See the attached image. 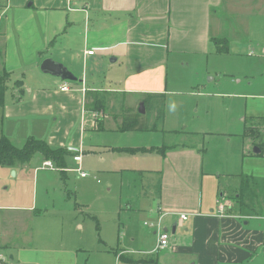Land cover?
Segmentation results:
<instances>
[{"label":"crops","instance_id":"0c3cea01","mask_svg":"<svg viewBox=\"0 0 264 264\" xmlns=\"http://www.w3.org/2000/svg\"><path fill=\"white\" fill-rule=\"evenodd\" d=\"M227 13L234 16H230L233 22H229ZM6 14L5 30L0 36V56L2 53L3 57L0 76L3 73L10 77L21 75L24 80L23 74L32 70L28 66L36 68L43 58H53L76 78L75 82L58 78L57 81L44 80L37 87L25 80L23 85L17 87L10 80L4 96L3 111L7 118L37 115L49 110L50 106L55 108L59 105L64 112L71 111V115L60 117L61 123L66 125L64 130H49V138L39 141L53 149L62 148L66 157L74 162V169L66 167L65 162L62 174L54 167L64 182L68 180V174L82 169L87 159H94L96 163L91 169L94 180L98 176L105 178L103 182L108 191H118L115 200L118 199L125 207L117 205L116 218L117 222L123 219L125 223H120L117 238L108 241L109 246L101 241L103 245L98 252L109 253L106 249H112L110 245L115 244L116 264H155V230L144 227L145 222L143 228L132 225L141 212L150 221H154L157 215L163 216L161 229L167 230L172 236L169 248L163 252L171 255L181 251L191 253L189 260L177 259L174 264H222L227 253L233 249L244 254L236 260L240 263L251 261L255 253L264 255L262 216L246 215L250 212L246 203L242 207L227 199L226 212L221 215L216 204L221 198L214 200L211 194L207 202L203 200L204 190L212 193L214 184L217 192L230 184L224 183L223 186L220 182L222 177L232 182L246 179V183L253 181L264 184V95L223 93L224 97L238 95L245 100L243 109H239L238 113V116L242 115V122L263 123L258 131L259 137H262L259 144L262 150L258 148L260 154L251 152L248 143H244L243 150L232 157H227L223 151L218 153L219 158L214 157L205 147V140L214 133L210 126L213 123L209 125L207 120L197 118L200 114L197 109L199 102L195 103L193 97L221 98L219 91L233 86L231 80L220 77L219 70L214 72L217 73L216 77L208 78L206 84L200 80L199 71H195L193 77L185 78V83L189 84V91L185 93L187 104L176 103L180 111L179 119L186 117L183 123L195 119V124L199 125L195 132L180 133L183 139L188 137L196 140L195 144L168 145L165 137L167 132H164L159 145L152 144V141L142 143L140 136L144 131L120 130L126 111L132 114L134 112L130 109L138 102L142 104L146 97L163 95L167 84L166 62L170 54L185 57L186 63L182 66L187 67L193 65L195 58H206L207 61L210 56L216 59L230 53L238 55L239 44L236 42L234 49L225 54L217 53L212 42L215 38L228 40L223 36L230 35L228 46L235 40L245 41L247 47L244 45V49L261 50L264 55V0H7L0 19ZM172 25L180 28V32L167 29ZM236 25L245 29L246 40H241V35L236 36ZM57 42L59 46H56ZM89 51H94V54L88 56ZM145 58H152L154 62L147 64L143 61ZM19 59H24V62L21 64ZM103 69H107L106 74ZM205 72L207 77L212 73L208 69ZM223 76L228 77L226 74ZM64 82L72 86L70 91L59 90ZM253 84L249 82V86ZM259 85L256 83V86ZM206 89L218 92L205 93ZM93 94L99 95L97 101L101 99L106 109V98L120 96V114L109 115L105 110L106 118L96 121L98 127L91 126L88 115L93 112L87 111L85 104L94 102ZM166 102L164 99L165 111ZM219 102L229 112L223 120L227 123L232 121L234 115L231 109L222 101ZM223 120L217 119L215 122L219 124ZM70 131L76 135V139L70 140L67 148L60 147V140L55 139L67 137ZM98 133L107 139L98 140L97 135H94ZM29 139L34 138L28 137L24 144ZM226 140L231 144L230 138ZM151 148L154 150H140ZM76 157H80V163L74 161ZM43 161L47 162L44 158ZM43 163L41 169L47 168L43 167ZM26 165L2 168L7 169L8 174L13 171L16 179L24 175ZM38 170H33V177H36ZM138 190L144 206L142 201L130 197L131 193ZM223 198H226V194H223ZM68 199L69 194L66 193ZM79 206L83 205L76 207ZM32 208L23 209L32 213ZM180 215L187 216L183 224H179ZM252 219L260 221L256 231L248 227ZM167 222L170 226L166 225ZM187 222L188 227L184 228ZM76 226L82 228L79 224ZM148 240L153 242L150 248L145 244ZM133 255L136 258L127 257Z\"/></svg>","mask_w":264,"mask_h":264},{"label":"rangeland","instance_id":"374dc122","mask_svg":"<svg viewBox=\"0 0 264 264\" xmlns=\"http://www.w3.org/2000/svg\"><path fill=\"white\" fill-rule=\"evenodd\" d=\"M6 2L7 0H0V14ZM227 16L233 15L227 13ZM2 17L0 19L2 20L0 24V36L5 30L4 25H6L5 18L7 14L5 17ZM233 17L228 18L229 22H233ZM167 29L174 30V32H180L181 30L174 25L168 26ZM234 32L237 37L241 35V40L248 38L245 29L242 30L240 25L235 26ZM242 34L245 35L243 36ZM223 37L228 38L226 41L230 43V35ZM235 42L239 44L237 48L239 50L238 55L230 53L229 55L219 56L216 59L214 56H210L207 61L206 58H195L193 65L191 64L189 67L182 66L183 63H186L185 57L181 55H169V59L166 62L168 66L166 73L167 84L165 90L163 89L164 99L167 101V111H165L164 106L162 110L161 100L155 102V105L152 104L154 105L153 111L149 109L151 106H145L144 116H141L143 117L142 121L144 125H146V130L140 136V142L147 143V141H152V144L159 145L163 140L164 132H167L165 133V137L167 139L166 144L168 145L195 144L196 140L188 137L183 139L181 137V134L195 132V128L199 127L198 124H195V119L187 123H183L186 117L184 118L185 120L179 119L180 111L177 104H187L185 93L189 91V84L185 83V78L193 77L194 72L199 71L201 72L200 80L206 84L208 78L216 77L217 73L214 72L219 70L221 72L220 77H223L224 80H231L233 86L228 89H221L219 91L220 96H222L221 98H209L207 96L202 98L193 97L196 100L195 103L199 102L197 109L200 114L197 115V118L201 117L207 120L209 125L213 123L210 126L214 129V133H212V139L210 137L205 140L207 142L205 147H207L210 153L214 154V157L219 158L220 155L218 153L221 151L225 152L227 157H232L234 154L239 153L243 150L244 143H248L247 145L251 147V152L259 146L262 137H259L258 131L263 123L260 124L256 121L242 122L240 118L242 115L238 116V113L239 109H243L245 100L239 98L238 95L224 97L223 93L264 95V55L261 50L256 52L250 51L247 48L244 49V45L247 47L245 41H233L231 45L229 44L230 47L228 46L229 51L234 49ZM58 43H56V46H59ZM0 45H2V38H0ZM2 59L1 53L0 63ZM46 59L54 60L53 58H43L36 68L28 66L32 70L30 69L23 74V79L33 87H37L44 80L55 81L57 79L41 72L40 65ZM143 61L151 64L154 62V59L145 58ZM19 62L22 64L24 59H19ZM28 67H25V69H28ZM206 69L212 72L208 77L205 74ZM103 70L104 74H106L107 69ZM164 71L165 68H163ZM224 74L228 77L223 76ZM13 76L6 75V78H3L6 79V87L7 85L9 86L10 80L14 81L16 86L23 85L24 80H22L21 75ZM250 81L254 83L252 86H249ZM256 83L260 85L256 86ZM211 84L213 85L214 83ZM71 87L70 85L68 91L71 90ZM55 89H52V91ZM208 92L217 93L218 91L206 89L205 93ZM132 98H135V96H132ZM105 101L107 109L105 106L102 112H93L91 115H88V121L89 123L91 122V126L98 127L96 121L105 119L106 116L104 114L106 112L109 115L120 114V96L112 95L106 98ZM219 101H222V103L231 109V114L234 115V117H231L232 121L227 123L223 120L228 117L227 113L229 112L225 110L226 107ZM140 104L141 102H138L130 110L136 113ZM158 107H161V116H157ZM3 108L4 106L0 108V137L4 136L8 140L11 139L10 143L17 149L22 148L24 141L28 137L46 141L49 138V130L51 132L53 129L64 130L66 125L65 123H61L60 117L71 115L70 110L64 112L59 105V107L56 106L55 108H51L50 106L49 110L37 115L25 114L20 117L11 116L7 118L5 117ZM105 110L106 112H104ZM125 113L127 114V111ZM217 119L223 121L217 124L215 122ZM79 122L80 120L76 124L77 127ZM69 123L71 124L70 121ZM71 128L69 127L68 129ZM249 128H251L252 133L246 139L247 135H245V132ZM68 133L65 138L55 139L60 140V147L67 148L70 140L76 139V135L72 131ZM94 135H97L98 140L107 139L99 133ZM228 138H230L231 144L227 143L226 139ZM232 138L233 140H231ZM43 162L42 156L35 154L29 163H27L24 175L16 179L15 176H12L11 172L8 174L7 169L0 167V264H116L114 255V251H116L115 244L110 245L112 249H106L109 253H100L98 250L102 248V242L109 246L107 242L117 238L118 227L121 228L120 223H125L123 219L117 222L116 218L118 212L117 205L121 208L125 207L118 199L115 200L118 197V191L115 189L108 191L105 181L103 182L105 178L98 176L94 180L92 177L93 172L91 171L96 163L94 159H87L80 171H76V169L75 173L68 174V180L65 182L59 178L58 169L54 168L55 165L53 169H41ZM65 162L66 167L75 168L71 158L66 157ZM35 168L39 169V172L36 171L37 175L33 177V170ZM81 173L86 175L82 177L83 179L79 176ZM220 182L222 185L230 183L229 187L223 185V189L220 188L217 192L216 185L214 184L212 193L204 190L203 200L205 202L209 200L211 194H213L214 200L218 199L220 192H222L226 194V198L218 200L222 206L228 204L225 201L226 199L228 201L232 199L230 202L237 204L235 199L240 197L239 201L246 203L249 207L250 212L245 213L246 215L251 216L255 214L264 218V184L253 181L246 183V179L235 180L233 183L227 180L226 177H222ZM139 183L140 180H138V185ZM66 193L69 194L68 200H66ZM123 194L122 192V196ZM130 197L139 200V202L143 200L140 198L142 197L140 190L131 193ZM78 205L83 206H79L78 208L80 209H78L76 207ZM142 206H144L143 201ZM5 207L19 209L9 210ZM28 207H33L31 209L32 213L27 212V209H23ZM144 222L152 221L146 219L140 212L132 225L143 228ZM77 224L81 225L82 228L79 229L76 226ZM188 224L187 222L184 228L188 227ZM259 224L260 221L252 219L249 221L248 227L256 231L259 229ZM166 225L170 226V223L167 222ZM145 244L149 248L153 246L151 240H148ZM197 252H199V249H197ZM259 253H255L256 255H254L251 261L240 263L236 262V260L244 254L240 250L233 249L227 253V258L222 264H264V255ZM190 255L191 253L183 251L174 252L172 255L168 252H159L154 254V260H156V264H174V261L177 259L189 260ZM127 257L136 258V255Z\"/></svg>","mask_w":264,"mask_h":264},{"label":"trees","instance_id":"16d2710c","mask_svg":"<svg viewBox=\"0 0 264 264\" xmlns=\"http://www.w3.org/2000/svg\"><path fill=\"white\" fill-rule=\"evenodd\" d=\"M213 44H215L217 53L219 54H225L228 52V42L225 39H212ZM8 76L9 74L3 73L0 76V108L4 106V96L6 92V78L5 76ZM10 76V75H9ZM21 86V85H19ZM18 87V86H17ZM20 88V87H19ZM97 97H99L98 94H93V103L92 104H85V109L89 112H99L101 109L103 110L104 105L101 103V99L97 101ZM161 100L162 101V110H163V104H164V96L163 95H156V96H150L146 97L143 103V107L145 106H151L149 109L153 111L155 102ZM97 101V102H96ZM154 104V105H152ZM161 107H158L157 109V116H161ZM131 113V112H129ZM142 116L138 114V112H134L132 114L125 115L123 119V124L121 126V131L123 132H141L146 130V125H144L142 121ZM89 123V122H88ZM87 123V124H88ZM97 129V128H95ZM250 133H252L251 128L247 129L245 132V135L247 137H250ZM257 148H260L262 150L261 146H257ZM142 152L147 151H153L154 149H148V150H142ZM137 150V151H140ZM133 152V151H132ZM35 154H41L42 157L46 161H50L55 165L56 168H58L61 172V174L64 171L65 168V158H66V152L62 148L59 149H53L48 144H46L43 141L29 139L26 141L24 146L21 149L15 148L10 141L6 137H0V167H7V168H14L18 166H22L24 164H27L30 159ZM223 193L220 192L219 198L222 199ZM232 200V199H231ZM240 197H237L235 199V202L239 206H244V202L239 201ZM156 264V263H155Z\"/></svg>","mask_w":264,"mask_h":264},{"label":"built area","instance_id":"2783aa9c","mask_svg":"<svg viewBox=\"0 0 264 264\" xmlns=\"http://www.w3.org/2000/svg\"><path fill=\"white\" fill-rule=\"evenodd\" d=\"M94 54V51H89L87 52L88 56H91ZM69 83L64 82L63 85L61 87H59L61 92H67L69 90ZM82 91H84L82 89ZM80 157H76L74 158V161L77 163H80ZM43 167H47L50 169H53L52 163L50 161L44 162L43 163ZM76 171H80V168H78ZM80 177H85L86 175L84 173L79 174ZM217 204V208H218V212L219 214H224L226 212L225 208L226 206H222L220 204V201L216 202ZM162 215H157L156 218L154 219V221L152 222H145L144 223V227L151 229V230H155V234H156V243H155V247L153 250L154 254H157L159 252H163L166 249L169 248L170 246V241H171V234L167 231V230H162L161 229V220H162ZM178 221L179 224H183L184 222L187 221V216L186 215H180L178 216Z\"/></svg>","mask_w":264,"mask_h":264},{"label":"water","instance_id":"95a60500","mask_svg":"<svg viewBox=\"0 0 264 264\" xmlns=\"http://www.w3.org/2000/svg\"><path fill=\"white\" fill-rule=\"evenodd\" d=\"M40 70L43 74L50 75L62 81H76V78L63 65L55 62L52 59L44 60L40 65ZM138 113L140 115H143L145 113L143 104L139 105ZM260 152L261 151L257 147L253 149L254 154H260ZM11 174L12 176L15 175L13 171L11 172ZM172 232H174V228H172Z\"/></svg>","mask_w":264,"mask_h":264}]
</instances>
